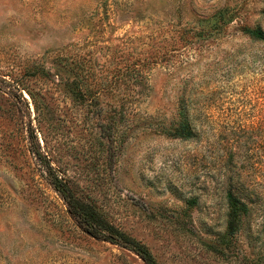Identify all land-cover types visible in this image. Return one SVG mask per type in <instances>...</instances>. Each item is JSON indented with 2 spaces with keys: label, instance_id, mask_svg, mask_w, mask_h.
<instances>
[{
  "label": "rangeland",
  "instance_id": "obj_1",
  "mask_svg": "<svg viewBox=\"0 0 264 264\" xmlns=\"http://www.w3.org/2000/svg\"><path fill=\"white\" fill-rule=\"evenodd\" d=\"M254 25L264 0H0V264H145L82 229L50 167L159 264H264ZM229 189L255 213L227 246Z\"/></svg>",
  "mask_w": 264,
  "mask_h": 264
},
{
  "label": "trees",
  "instance_id": "obj_2",
  "mask_svg": "<svg viewBox=\"0 0 264 264\" xmlns=\"http://www.w3.org/2000/svg\"><path fill=\"white\" fill-rule=\"evenodd\" d=\"M246 34L253 41L264 42V29L260 25L246 28ZM72 82H70V85ZM70 91H72V95L75 93L73 89ZM80 91V89L76 90L77 93H80ZM177 114L180 117V121L172 132L174 135L189 138L192 135V130L186 119V112L182 104H179ZM38 157L39 159L42 158L44 163H47L44 156L38 154ZM47 175L54 188L64 199L68 211L87 234L128 248L137 254L145 264H159L152 252L144 244L109 222L91 202L80 199L67 182L54 173L51 167L48 169ZM225 201L227 206V231L225 236L229 237L226 243L229 246L233 244L232 238L236 235L243 220L246 217L253 216L255 213V205L252 193H249L247 196H242L231 189L226 191Z\"/></svg>",
  "mask_w": 264,
  "mask_h": 264
}]
</instances>
